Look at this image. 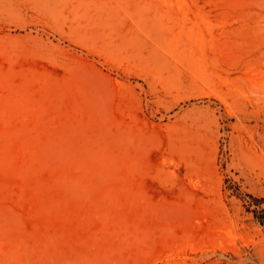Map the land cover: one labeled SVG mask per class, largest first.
<instances>
[{
    "label": "rangeland",
    "instance_id": "1",
    "mask_svg": "<svg viewBox=\"0 0 264 264\" xmlns=\"http://www.w3.org/2000/svg\"><path fill=\"white\" fill-rule=\"evenodd\" d=\"M0 264H264V0H0Z\"/></svg>",
    "mask_w": 264,
    "mask_h": 264
}]
</instances>
